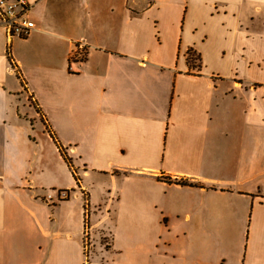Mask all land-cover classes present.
<instances>
[{
  "label": "crops",
  "instance_id": "obj_1",
  "mask_svg": "<svg viewBox=\"0 0 264 264\" xmlns=\"http://www.w3.org/2000/svg\"><path fill=\"white\" fill-rule=\"evenodd\" d=\"M29 1L28 37L0 22V264H85L109 215L93 264H264V0Z\"/></svg>",
  "mask_w": 264,
  "mask_h": 264
},
{
  "label": "built area",
  "instance_id": "obj_2",
  "mask_svg": "<svg viewBox=\"0 0 264 264\" xmlns=\"http://www.w3.org/2000/svg\"><path fill=\"white\" fill-rule=\"evenodd\" d=\"M33 3L29 0H0V22L4 25L8 42L11 44L16 37H28L35 29L36 22L31 17ZM86 50L85 44H79L77 51ZM10 70L13 74L21 75V69L17 62L10 57ZM32 99V98H31ZM63 197H67L66 192H61ZM89 246V227L86 226L85 248ZM85 264H92L87 258Z\"/></svg>",
  "mask_w": 264,
  "mask_h": 264
},
{
  "label": "rangeland",
  "instance_id": "obj_3",
  "mask_svg": "<svg viewBox=\"0 0 264 264\" xmlns=\"http://www.w3.org/2000/svg\"><path fill=\"white\" fill-rule=\"evenodd\" d=\"M192 61L195 64L199 63V61L197 59H193ZM60 194H61V192H60ZM99 214H100V212H97L95 217H97V215H99ZM102 217L103 216L101 215V218ZM91 223H92V221L90 219V223H89L90 224L89 225V246L87 249L84 248L85 261L88 258L90 262H92L93 243L96 245H97V243L99 245L102 244V246H110L111 245V233H112L113 227H114V216H110V215L107 216L105 221L102 222V224H100L98 227L94 228L93 230H91V228H92ZM91 231L93 232L92 233L93 241L91 240V236H90Z\"/></svg>",
  "mask_w": 264,
  "mask_h": 264
},
{
  "label": "trees",
  "instance_id": "obj_4",
  "mask_svg": "<svg viewBox=\"0 0 264 264\" xmlns=\"http://www.w3.org/2000/svg\"><path fill=\"white\" fill-rule=\"evenodd\" d=\"M86 54H87V50L77 51L76 57H78L79 59H84L86 57ZM70 194H68V196H70Z\"/></svg>",
  "mask_w": 264,
  "mask_h": 264
}]
</instances>
